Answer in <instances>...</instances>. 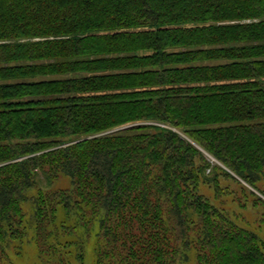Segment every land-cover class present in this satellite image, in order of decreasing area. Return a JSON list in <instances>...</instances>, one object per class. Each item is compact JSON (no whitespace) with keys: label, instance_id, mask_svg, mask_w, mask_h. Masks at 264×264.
<instances>
[{"label":"trees","instance_id":"obj_1","mask_svg":"<svg viewBox=\"0 0 264 264\" xmlns=\"http://www.w3.org/2000/svg\"><path fill=\"white\" fill-rule=\"evenodd\" d=\"M220 176L263 201L264 0H0L1 263L264 264Z\"/></svg>","mask_w":264,"mask_h":264},{"label":"rangeland","instance_id":"obj_2","mask_svg":"<svg viewBox=\"0 0 264 264\" xmlns=\"http://www.w3.org/2000/svg\"><path fill=\"white\" fill-rule=\"evenodd\" d=\"M202 150V148H200ZM205 155L208 156L210 161L215 162V159L206 151H204ZM237 180L234 178H228V177H219V183L222 186V188L225 187V195L222 194L221 198L223 201V205H225L228 209H230L235 217H238L239 220H241V223H247V224H257L259 223L260 219H264V195L254 190L257 195L263 198V201H257V203H254V196H252L250 193H248V188H250L242 179H240L238 176H236ZM66 177H61L54 181L52 185H47V183L42 181V184L44 187L49 186L50 190L57 189L60 187H66L69 186L70 181ZM261 187L264 189V182L259 183ZM242 186L247 189H242ZM208 185H205L203 188V191L208 195L211 200L215 201L216 203H221L220 199L214 198V192L213 189L210 187L208 188ZM261 198V199H262ZM241 205V206H240ZM243 219V220H242ZM264 221V220H263ZM244 224V225H247ZM264 229V228H263ZM262 229V232L260 231L261 237L264 239V230ZM259 231V230H258ZM24 249L20 254L13 253L11 256V259L9 262L10 264H51L48 262L45 258L42 257V255L38 252L37 246L31 241L24 245ZM195 263V257L192 256V259L187 264H194ZM0 264H3L0 262ZM85 264H93L92 261L88 258L87 262Z\"/></svg>","mask_w":264,"mask_h":264}]
</instances>
